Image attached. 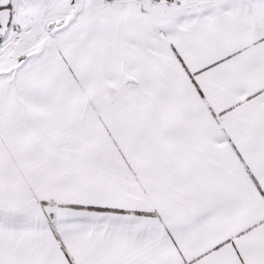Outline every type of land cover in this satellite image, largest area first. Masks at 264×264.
I'll list each match as a JSON object with an SVG mask.
<instances>
[{
	"label": "snow or ice",
	"instance_id": "6c2138e0",
	"mask_svg": "<svg viewBox=\"0 0 264 264\" xmlns=\"http://www.w3.org/2000/svg\"><path fill=\"white\" fill-rule=\"evenodd\" d=\"M0 264H264V0H0Z\"/></svg>",
	"mask_w": 264,
	"mask_h": 264
}]
</instances>
